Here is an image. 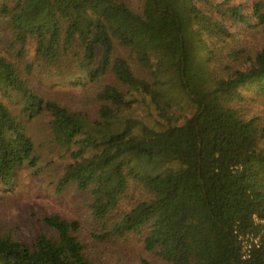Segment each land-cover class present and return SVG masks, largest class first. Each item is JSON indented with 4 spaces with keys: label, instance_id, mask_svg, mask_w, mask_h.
<instances>
[{
    "label": "trees",
    "instance_id": "trees-1",
    "mask_svg": "<svg viewBox=\"0 0 264 264\" xmlns=\"http://www.w3.org/2000/svg\"><path fill=\"white\" fill-rule=\"evenodd\" d=\"M22 173L79 217L0 223V264H264V0H0Z\"/></svg>",
    "mask_w": 264,
    "mask_h": 264
},
{
    "label": "rangeland",
    "instance_id": "rangeland-1",
    "mask_svg": "<svg viewBox=\"0 0 264 264\" xmlns=\"http://www.w3.org/2000/svg\"><path fill=\"white\" fill-rule=\"evenodd\" d=\"M38 132L41 137L39 141L44 142L45 135L40 128ZM49 153L46 149V157ZM48 182L32 181L27 173H22L11 189L0 186V223L23 241L34 238L41 231L43 225L38 224L37 220L42 214L60 213L70 218L79 217L71 202L73 195L56 196ZM44 184L45 189L42 188ZM89 225L83 224L85 230L91 228Z\"/></svg>",
    "mask_w": 264,
    "mask_h": 264
},
{
    "label": "built area",
    "instance_id": "built-area-1",
    "mask_svg": "<svg viewBox=\"0 0 264 264\" xmlns=\"http://www.w3.org/2000/svg\"><path fill=\"white\" fill-rule=\"evenodd\" d=\"M246 249H248V248H246ZM248 257V256H247Z\"/></svg>",
    "mask_w": 264,
    "mask_h": 264
}]
</instances>
